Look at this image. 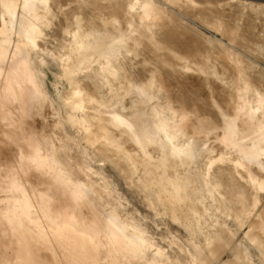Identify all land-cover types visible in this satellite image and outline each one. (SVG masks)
Masks as SVG:
<instances>
[{"label": "bare ground", "instance_id": "6f19581e", "mask_svg": "<svg viewBox=\"0 0 264 264\" xmlns=\"http://www.w3.org/2000/svg\"><path fill=\"white\" fill-rule=\"evenodd\" d=\"M153 1L0 0V152L14 157L0 167V264H115V257L142 246L140 233L128 230L114 210H99L102 194L91 185L89 171L70 166L37 132L17 135L32 101L36 110L43 106L33 66L36 52L49 54L43 40L51 29L54 35L70 33L59 56L70 90L63 100L57 94L61 104L82 110L83 119L69 112L67 122L82 127L105 159L124 162L156 189L169 214L201 210L188 196L206 167L203 173L211 172L206 183L226 196L223 209L234 217L248 216V228L246 222L240 228L264 249V206L258 205L264 193V85L251 81L239 56L220 44L222 51L216 50L198 29L166 17L162 4ZM169 1L200 14L202 27L230 42L239 33L236 20L230 25L211 10L220 14L234 1L254 9L245 0ZM56 18L60 27L53 26ZM84 70L98 74L100 83L90 81V72L82 75ZM107 85L109 97L98 89ZM15 113L21 115L18 122ZM150 148L159 149V157L154 159ZM70 181L84 186L88 198ZM240 181L252 188L250 198ZM97 231L104 238L102 261L92 252L99 243ZM154 256L163 262L158 251Z\"/></svg>", "mask_w": 264, "mask_h": 264}, {"label": "rangeland", "instance_id": "374dc122", "mask_svg": "<svg viewBox=\"0 0 264 264\" xmlns=\"http://www.w3.org/2000/svg\"><path fill=\"white\" fill-rule=\"evenodd\" d=\"M196 1L201 4L204 0ZM213 1L218 4L223 3V0ZM245 1L253 2L254 9L251 7L253 10H250L247 6L234 1L233 4L236 5L232 6L236 7L231 6L232 8H230L227 6L229 9L220 12V14L215 12L214 9L211 10L212 14H215V16L217 14L218 18L224 22L229 20L227 23L230 25L232 21L236 20L234 25H236L239 32H237V38H239H235L236 42L228 41L230 40L227 38L228 36L226 37L220 32L212 30V28L209 30L208 27H202L200 14L192 11L193 15H197L193 18V16H190L192 12L190 13L183 7L181 8L179 4H177V7L180 10L169 0L168 2L173 6L164 0H154L153 3L155 5L162 4L160 7L157 5V7L159 9L161 6L164 8L160 10H164L166 17L174 16L173 18H178V20L192 27L194 26L193 28L196 31L198 29L199 33L215 44L216 50L222 51V47H224L227 52H230V55L239 56L244 62L243 64L248 66L246 71L252 76L251 81H257L264 85V0ZM206 2L204 1L203 4H208ZM182 10L188 14H185ZM228 11L231 15L227 13ZM223 13H225V16L220 17ZM231 16L238 19H233ZM52 22L53 26L57 24L60 27L62 25L60 18H56ZM243 30H247L245 38L242 37L243 35L240 36V32L242 33ZM53 33V29L48 30V34L43 40H46L43 45L47 47L49 54L43 56L40 51L36 52L33 66L37 80L41 83L38 88L42 92L40 107L43 106L36 110V102L32 101L23 115L21 123L23 132L20 131L17 135L20 136L25 132H37L41 137L51 140L70 166L79 164L81 169L89 171L93 176L91 185L94 188H99L98 194H102L100 200L104 203L99 210L104 213H107L109 209L114 210L120 219L128 223L130 226L128 230L140 233L142 239L140 249L115 257V264H264V249H259L245 235V227L248 228L247 220L249 217L243 215L234 217L223 209V206H226L225 202H227L226 196L220 195L210 183H206L208 175L211 173L207 170L206 175L203 173L206 167L202 166L201 173L198 176L199 181L195 180L197 189L188 196L191 205H196L201 210L197 213L193 212L194 215L191 213L192 216H190V213L186 215L189 220L184 216V213L181 215L169 214L168 205L160 198L156 189L148 187L142 178H138L135 173H131L128 165L124 162L121 165L118 161L105 159L96 151L97 145H92L85 139L86 131L82 127L67 122L69 112L74 114L76 119L82 120L83 111L70 109L68 105L61 104L58 98V91L63 100L68 96L70 90L68 81L62 74L60 60L63 57L61 44L69 40L70 33H58L59 37H56L58 34L54 35ZM254 42L255 44H253ZM85 73L93 76V79L92 76L90 78L92 83H100V77L94 71L84 70L81 74L84 75ZM78 77H80V71L75 75V78ZM98 89L100 94L106 97H109L112 93L109 85L105 87V91L101 88ZM35 114H37V117ZM213 116L214 119H217L215 114ZM20 117V114H14L16 122ZM159 153L157 148L149 149V154L153 155L154 159L159 157ZM9 156L4 157L3 153L0 154L1 168L13 161L14 157L10 158ZM224 166L230 165L224 163ZM214 167L212 166V170ZM72 177L75 178V176ZM70 182L80 192L79 195L82 194L88 198L87 189L84 186L79 182L78 184ZM241 183H244L241 190L246 193L247 198H250L252 188L246 182ZM260 199L258 205L264 206V193L261 194ZM83 213L88 216L85 208ZM72 222L73 225H76V221ZM241 222H246L242 230L240 228ZM221 230H223L224 235L221 234ZM102 235L101 231H97L99 243L92 248V252L99 255L100 261H102L105 253ZM228 241H231V244ZM215 246L220 248L215 250ZM227 247L230 250H227ZM156 251L162 256L163 262L159 263L157 257L154 256ZM42 255L47 258L50 257L48 251H44Z\"/></svg>", "mask_w": 264, "mask_h": 264}]
</instances>
